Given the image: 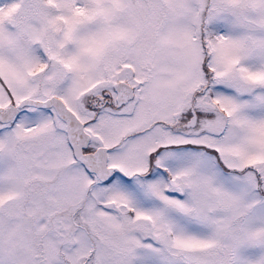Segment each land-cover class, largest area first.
I'll list each match as a JSON object with an SVG mask.
<instances>
[{
    "label": "snow or ice",
    "instance_id": "1",
    "mask_svg": "<svg viewBox=\"0 0 264 264\" xmlns=\"http://www.w3.org/2000/svg\"><path fill=\"white\" fill-rule=\"evenodd\" d=\"M0 264H264V0H0Z\"/></svg>",
    "mask_w": 264,
    "mask_h": 264
}]
</instances>
